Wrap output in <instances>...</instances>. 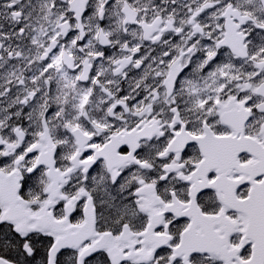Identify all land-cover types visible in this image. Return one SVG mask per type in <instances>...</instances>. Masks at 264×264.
Wrapping results in <instances>:
<instances>
[{
    "label": "snow or ice",
    "instance_id": "1",
    "mask_svg": "<svg viewBox=\"0 0 264 264\" xmlns=\"http://www.w3.org/2000/svg\"><path fill=\"white\" fill-rule=\"evenodd\" d=\"M0 264H264V0H0Z\"/></svg>",
    "mask_w": 264,
    "mask_h": 264
}]
</instances>
